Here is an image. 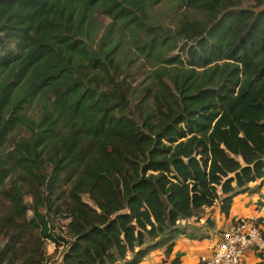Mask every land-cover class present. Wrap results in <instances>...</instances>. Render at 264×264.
Listing matches in <instances>:
<instances>
[{
	"label": "trees",
	"instance_id": "obj_1",
	"mask_svg": "<svg viewBox=\"0 0 264 264\" xmlns=\"http://www.w3.org/2000/svg\"><path fill=\"white\" fill-rule=\"evenodd\" d=\"M263 184L264 0H0V264L168 258Z\"/></svg>",
	"mask_w": 264,
	"mask_h": 264
},
{
	"label": "crops",
	"instance_id": "obj_2",
	"mask_svg": "<svg viewBox=\"0 0 264 264\" xmlns=\"http://www.w3.org/2000/svg\"><path fill=\"white\" fill-rule=\"evenodd\" d=\"M253 185V184H252ZM264 184L256 192H246L239 194L233 200L231 205L229 215L226 217L224 214L219 212L218 205H214L208 210L214 209V215L218 218H213L214 226L213 228L204 227V232L208 234H214L208 238H189L180 235L173 246V249L168 258L165 257L163 251V260H167L164 264H167L171 259L178 256L180 259V264H198L199 256L208 253L211 245L215 242L219 231L226 228L232 220L238 217L254 216L259 221L260 226L264 232ZM245 194V195H244ZM258 206V208H256ZM222 218V220H220ZM198 225L202 223L198 222ZM222 225H224L222 227ZM222 227V228H221ZM219 230V231H218ZM216 233V234H215ZM259 253L254 250H249L243 258V264H259ZM145 262L142 261L140 264Z\"/></svg>",
	"mask_w": 264,
	"mask_h": 264
},
{
	"label": "built area",
	"instance_id": "obj_3",
	"mask_svg": "<svg viewBox=\"0 0 264 264\" xmlns=\"http://www.w3.org/2000/svg\"><path fill=\"white\" fill-rule=\"evenodd\" d=\"M254 216L238 217L222 229L208 253L199 256L198 264H241L249 250L259 253L264 264V234Z\"/></svg>",
	"mask_w": 264,
	"mask_h": 264
},
{
	"label": "rangeland",
	"instance_id": "obj_4",
	"mask_svg": "<svg viewBox=\"0 0 264 264\" xmlns=\"http://www.w3.org/2000/svg\"><path fill=\"white\" fill-rule=\"evenodd\" d=\"M143 71H147V68H146V70H145V68L144 69L142 68L141 70L140 69L137 70V72H136L137 73V76H136L137 83L141 82L142 79L144 78V75L142 74ZM84 199L89 202V200L87 199L86 196L84 197ZM25 203L26 204H30L31 203V198L29 196H26L25 197ZM4 205H6V202H4ZM256 208H258V206ZM214 211H215L214 209H212V210H208V208L204 209L203 212L201 213L202 214V218L199 219L198 222H201L202 225H204L203 223L205 221V217L206 216H210V217L213 216V218H218L216 215H214V213H213ZM51 216H52V223H53V227H54L55 231L58 232V233L64 234V232H63L64 231V225L66 224L67 220H65L63 218H59L57 215H51ZM211 219H212V217H211ZM220 220H222V218H220ZM195 222H196V220L192 218L191 220H189V223H187V225L190 226V228L191 227H194V229H196V230H198L199 227L200 228L204 227L202 225L201 226H199L198 224L196 225ZM223 226L224 225H222V227ZM262 232H263V230H262ZM263 234H264V232H263ZM211 235L214 236V234H211ZM211 235L209 234V237ZM43 249H44L47 257L50 258L49 259L50 261H56V260H59L60 259V257H61V251H62V247L61 246L60 247H55V245L52 242H50L49 240H47L45 242L44 246H43ZM247 252H249V251H247ZM243 263L244 262L242 260V263L241 264H243ZM143 264H164L162 250L152 251L145 258V262Z\"/></svg>",
	"mask_w": 264,
	"mask_h": 264
}]
</instances>
